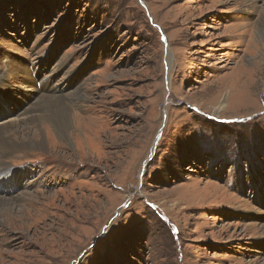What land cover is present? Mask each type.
<instances>
[{"label": "rangeland", "instance_id": "374dc122", "mask_svg": "<svg viewBox=\"0 0 264 264\" xmlns=\"http://www.w3.org/2000/svg\"><path fill=\"white\" fill-rule=\"evenodd\" d=\"M31 63L71 127L10 128L0 264H264V0H0V124Z\"/></svg>", "mask_w": 264, "mask_h": 264}, {"label": "bare ground", "instance_id": "6f19581e", "mask_svg": "<svg viewBox=\"0 0 264 264\" xmlns=\"http://www.w3.org/2000/svg\"><path fill=\"white\" fill-rule=\"evenodd\" d=\"M29 71L25 70L24 75H28L30 78ZM10 75L12 76L13 72H8L5 75V77L9 79ZM24 84L28 87L26 80ZM34 90L36 91L37 89H34ZM68 99L63 98V97H58V96L54 97V94H42L39 96V99L34 104L31 105V107L26 108L22 113L21 112L18 113L17 115L18 117H16L15 119H12L13 121L10 120L8 122L0 124V155L2 157H6L7 155L13 153L14 151H24V150L29 151V149L32 150V148L34 149L37 147H41V148L44 147L45 142L42 144L36 141L38 132L34 131L33 127L24 125L18 129L10 130L11 127L18 125L19 122L23 123L26 120H31V121L38 122V123L43 122L45 128L52 129L58 139H68L67 133L71 127L70 110L72 109L70 108L68 104ZM0 100L5 105H6V102L9 103V99L8 101H6L0 98ZM223 109L224 107L221 106V107H218L217 111H221ZM22 137L25 140H27V143L23 142ZM18 139L21 141L20 143L18 142ZM6 170L8 169L7 168L4 169V171ZM15 173H16L15 171L13 172L11 170H8V174H7L8 179L12 175L15 176L16 175ZM31 196L32 198L35 197V195H31ZM27 200L31 201V199H27ZM3 201L5 200L0 199V204H2ZM21 211H23V209ZM14 212H18V208L14 206H10L8 208H5L1 212L0 216L5 218L6 220H9L12 218ZM0 228L1 230L3 229L2 243H5V242L9 243L7 241L8 238H6V231L4 230L3 227H1V225H0Z\"/></svg>", "mask_w": 264, "mask_h": 264}]
</instances>
